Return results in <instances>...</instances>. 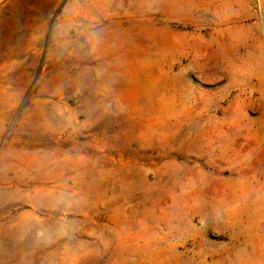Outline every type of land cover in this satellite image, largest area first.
<instances>
[{"label": "rangeland", "instance_id": "1", "mask_svg": "<svg viewBox=\"0 0 264 264\" xmlns=\"http://www.w3.org/2000/svg\"><path fill=\"white\" fill-rule=\"evenodd\" d=\"M0 264H264V0H0Z\"/></svg>", "mask_w": 264, "mask_h": 264}]
</instances>
